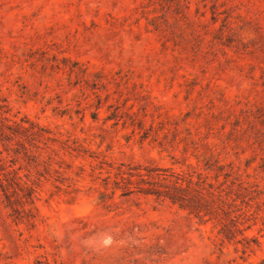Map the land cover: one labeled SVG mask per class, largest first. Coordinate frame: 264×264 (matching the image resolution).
<instances>
[{"label":"rangeland","instance_id":"obj_1","mask_svg":"<svg viewBox=\"0 0 264 264\" xmlns=\"http://www.w3.org/2000/svg\"><path fill=\"white\" fill-rule=\"evenodd\" d=\"M0 96L36 123L0 141V264H264V0H0ZM137 165L206 174L226 214L115 188Z\"/></svg>","mask_w":264,"mask_h":264},{"label":"trees","instance_id":"obj_2","mask_svg":"<svg viewBox=\"0 0 264 264\" xmlns=\"http://www.w3.org/2000/svg\"><path fill=\"white\" fill-rule=\"evenodd\" d=\"M10 115V107L6 98L0 96V141L2 143L4 141L8 143L14 141L26 150L25 142L33 143L32 141L36 140V123L25 116L12 118ZM4 150L6 151L7 149L4 147ZM208 151L210 154L203 159V168L213 172L212 177L215 181H218L219 177L223 176L224 180L231 177L233 179L231 182L235 183L238 175H236L233 162L221 163L218 158L213 156V152L211 155L210 148ZM1 153L2 151L0 150V169L5 167V158L2 157ZM196 157L198 158L197 155ZM140 166H136L137 171L135 172L122 169L114 172V187L123 189L124 193L130 192V185L133 183L132 177L136 176L135 182L137 183L138 192L168 199L171 203L178 204L179 207L187 209L190 214L199 218L204 215L216 217L219 215V210L226 214L222 204L227 202V198L224 199L222 195L223 190L220 188V183L218 185L208 181L206 174L196 172V178L194 179L192 172H172L167 174L159 167L149 166L143 167L145 170L142 172ZM5 174H11L10 178H7L6 185H16L20 188L23 186L27 190V195H32V186L23 181L14 169H7ZM169 177L174 178L171 179ZM242 184V181L237 182L239 187H242ZM0 186H4L1 178ZM221 232L228 239H231L233 235V231L229 227H222Z\"/></svg>","mask_w":264,"mask_h":264}]
</instances>
